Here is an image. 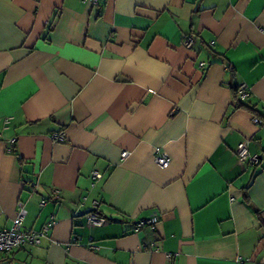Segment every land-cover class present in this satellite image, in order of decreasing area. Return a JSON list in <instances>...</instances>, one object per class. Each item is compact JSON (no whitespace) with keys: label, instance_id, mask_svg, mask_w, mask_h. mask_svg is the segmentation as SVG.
<instances>
[{"label":"crops","instance_id":"obj_1","mask_svg":"<svg viewBox=\"0 0 264 264\" xmlns=\"http://www.w3.org/2000/svg\"><path fill=\"white\" fill-rule=\"evenodd\" d=\"M0 133V264H264V0H0Z\"/></svg>","mask_w":264,"mask_h":264},{"label":"built area","instance_id":"obj_2","mask_svg":"<svg viewBox=\"0 0 264 264\" xmlns=\"http://www.w3.org/2000/svg\"><path fill=\"white\" fill-rule=\"evenodd\" d=\"M99 0H82L83 3H93L95 5L98 4ZM193 45V40L189 36H186L183 39V46L185 48H191ZM205 64H202L201 66L204 67ZM251 92L250 89L246 84H242L238 87V99L241 102L247 101V99L250 97ZM9 122V119L5 120V124ZM255 124H261L262 120L255 117L254 118ZM0 139H2V134L0 133ZM53 140L56 142H64L65 141V135L62 133H55L53 135ZM128 155V152L122 153V158H126ZM236 155L238 157V160L242 163L247 162L252 166H256L260 162V157L257 155H251L248 145L246 142H241L236 150ZM155 162L156 164L162 168L166 169L170 166V158L162 152H157L155 155ZM94 179H100L101 175L97 172L93 173ZM46 204V201L41 202V206H44ZM94 211L90 212L87 215V224L90 227H102L106 224H108L110 221L108 218L101 216L97 213L98 203L95 202L93 204ZM23 214L24 210H22L19 214V216L14 220L13 226L9 230H0V251L5 252H11L17 249H20L21 247L27 246V245H40L42 241V237L47 234L49 228L52 227V225L55 222H51L48 226L44 228V230L40 233L34 232V231H24L22 229V221H23ZM158 219L152 218L150 220H143L136 224L135 231H138L139 229L145 227V226H154L157 224ZM92 249H96L95 247H91Z\"/></svg>","mask_w":264,"mask_h":264},{"label":"trees","instance_id":"obj_3","mask_svg":"<svg viewBox=\"0 0 264 264\" xmlns=\"http://www.w3.org/2000/svg\"><path fill=\"white\" fill-rule=\"evenodd\" d=\"M233 92H234V98L236 100V102L238 103L237 104V107L238 108H243V107H246L243 103H241L238 99V96H237V93H238V88H234L233 89ZM42 243V241H41ZM27 246H38V245H27ZM25 247V246H24ZM22 248V247H21ZM13 251L11 252H5V251H0V253H3V254H7V255H10Z\"/></svg>","mask_w":264,"mask_h":264}]
</instances>
